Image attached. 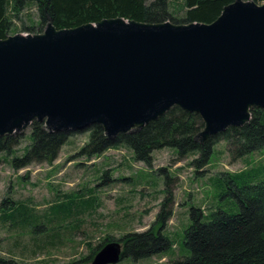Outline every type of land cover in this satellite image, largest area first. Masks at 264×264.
I'll list each match as a JSON object with an SVG mask.
<instances>
[{
	"label": "water",
	"instance_id": "obj_1",
	"mask_svg": "<svg viewBox=\"0 0 264 264\" xmlns=\"http://www.w3.org/2000/svg\"><path fill=\"white\" fill-rule=\"evenodd\" d=\"M173 108L204 123V143L264 110V4L236 0L211 24L105 19L0 40V137L37 121L49 133H136ZM110 243L92 264H118Z\"/></svg>",
	"mask_w": 264,
	"mask_h": 264
},
{
	"label": "rangeland",
	"instance_id": "obj_2",
	"mask_svg": "<svg viewBox=\"0 0 264 264\" xmlns=\"http://www.w3.org/2000/svg\"><path fill=\"white\" fill-rule=\"evenodd\" d=\"M180 1L170 0L172 4ZM27 9L11 36L30 34L23 31V23L27 27L37 24V8ZM30 135L31 129L20 135L17 156L30 145ZM89 135L88 130L77 132L52 164L35 163L18 169L11 162L12 156L0 157L1 259L16 264H92L84 260L105 238L117 241L128 233L151 229L169 191L172 218L163 234L172 241L171 250L137 263L124 260L118 264H172L186 255L184 236L193 207L206 214L217 208L239 213V205L230 196L231 185L222 174L246 172L248 179L264 180V148L233 158L227 142L220 139L208 166L199 170L194 165L198 154L180 157L169 148L155 151L150 165L136 161L124 146L88 157L82 150ZM7 199L28 204L33 224L53 225L36 235L31 229L11 227L10 222L2 221V203ZM116 241L112 243H119Z\"/></svg>",
	"mask_w": 264,
	"mask_h": 264
},
{
	"label": "trees",
	"instance_id": "obj_3",
	"mask_svg": "<svg viewBox=\"0 0 264 264\" xmlns=\"http://www.w3.org/2000/svg\"><path fill=\"white\" fill-rule=\"evenodd\" d=\"M235 1L181 0L179 4H172L170 0H0V40L13 34L16 21H21L22 12L28 10L29 6L37 8L38 22L28 27L23 23V31L41 34L48 18L58 30L97 24L112 18L152 24H211L226 6ZM243 1L264 4V0ZM251 113L252 119L244 127L230 128L204 143L196 141L204 129L201 118L179 108H173L139 132L121 134L114 140L108 139L103 128L95 125L87 129L90 134L89 143L82 153L95 157L124 146L133 152L136 161L150 165L155 151L169 148L176 150L180 157L198 154L199 158L194 161V165L201 170L210 163L214 147L220 139L227 142L233 158H242L264 148V110L254 109ZM30 129L31 142L21 156L16 155L22 141L20 135L0 137V157L12 156L11 162L18 169L35 163L52 164L69 139L77 133H49L45 123L37 121ZM222 177L231 185L230 196L239 205V213L233 214L217 208L206 214L201 208L193 207L191 223L184 236L186 255L172 264H264V180L248 179L246 172L222 174ZM171 200L168 191V198L157 223L151 229L143 233H128L117 241L109 236L84 261L92 262L101 249L114 241L122 245L121 261L137 263L169 252L173 243L163 231L172 218V212L168 209ZM1 209L2 221L10 222L11 227L31 229L34 235L53 225L33 224V213L28 204L7 199ZM0 264L16 262L0 258Z\"/></svg>",
	"mask_w": 264,
	"mask_h": 264
}]
</instances>
